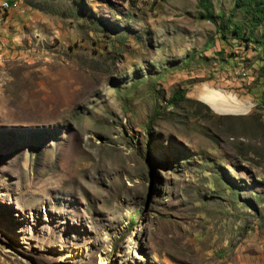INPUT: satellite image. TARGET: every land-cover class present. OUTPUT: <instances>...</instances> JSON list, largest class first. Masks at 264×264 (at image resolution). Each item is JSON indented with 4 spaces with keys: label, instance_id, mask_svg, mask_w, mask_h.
Listing matches in <instances>:
<instances>
[{
    "label": "rangeland",
    "instance_id": "obj_1",
    "mask_svg": "<svg viewBox=\"0 0 264 264\" xmlns=\"http://www.w3.org/2000/svg\"><path fill=\"white\" fill-rule=\"evenodd\" d=\"M209 1L0 0V264H264V23Z\"/></svg>",
    "mask_w": 264,
    "mask_h": 264
},
{
    "label": "trees",
    "instance_id": "obj_2",
    "mask_svg": "<svg viewBox=\"0 0 264 264\" xmlns=\"http://www.w3.org/2000/svg\"><path fill=\"white\" fill-rule=\"evenodd\" d=\"M199 4L204 8L205 11L199 14L200 17L211 20L213 22L216 21L215 20L216 16L211 9L210 1L200 0ZM247 4H248V0H236L232 12L229 14L228 18L225 21V27H229L230 25H233L234 32L238 37L242 36L244 27L243 24L234 20L233 17L235 16V12L237 11V9L244 7ZM251 22L254 28H257L258 26L264 23V0H256V3L253 6V10H252ZM263 46H264V40H263ZM175 98H177V95L174 96V99Z\"/></svg>",
    "mask_w": 264,
    "mask_h": 264
},
{
    "label": "bare ground",
    "instance_id": "obj_3",
    "mask_svg": "<svg viewBox=\"0 0 264 264\" xmlns=\"http://www.w3.org/2000/svg\"><path fill=\"white\" fill-rule=\"evenodd\" d=\"M205 100L213 108L217 109L220 112H236L241 107L240 102L230 98H221L213 95H205Z\"/></svg>",
    "mask_w": 264,
    "mask_h": 264
},
{
    "label": "built area",
    "instance_id": "obj_4",
    "mask_svg": "<svg viewBox=\"0 0 264 264\" xmlns=\"http://www.w3.org/2000/svg\"><path fill=\"white\" fill-rule=\"evenodd\" d=\"M142 1L146 2V0H142ZM2 5L4 8H8L10 6L8 2H4Z\"/></svg>",
    "mask_w": 264,
    "mask_h": 264
}]
</instances>
